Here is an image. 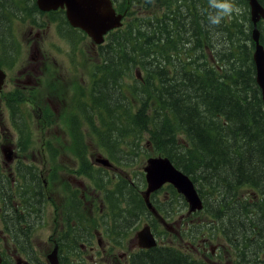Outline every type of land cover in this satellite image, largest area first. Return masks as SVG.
<instances>
[{
  "label": "flooded vegetation",
  "instance_id": "flooded-vegetation-1",
  "mask_svg": "<svg viewBox=\"0 0 264 264\" xmlns=\"http://www.w3.org/2000/svg\"><path fill=\"white\" fill-rule=\"evenodd\" d=\"M112 1L123 14L124 24L97 43L82 25L69 20L67 5L46 11L37 0H0V68L6 73L0 88V138L5 133L19 142L8 144L12 161L4 159L2 148L7 145L0 144V264H53V251L59 264H137L134 247L139 249L138 241L125 232L126 225L116 230L109 223L111 198H104L107 194L98 191L95 176L81 174L80 166L89 162L94 168L91 172L107 176L117 169L97 160L92 141L82 149L87 152L86 161L76 156L61 171L63 152L79 148L53 143L74 130L88 133L99 116L111 114L106 111L110 99L106 84H112L115 61L123 51L135 48L151 56L160 52L161 28L168 21L167 13L161 11L166 0H130L128 5L125 0ZM247 1L242 0L241 17L207 28V34L217 39V54L232 46L231 38L241 28L252 37L254 24ZM259 1L264 6V0ZM258 26L264 40V20ZM122 109L127 110L126 102ZM7 117L20 126L7 122ZM23 133L32 135L34 143H25ZM45 149L59 152L58 159L50 161L57 168L46 167ZM155 197L163 203L168 193L161 191ZM188 214L187 206L178 217L166 218L172 224L168 230L176 237L170 243L187 254L183 260L208 264L209 258L202 253L215 255L222 248L225 231L219 228L223 233L218 240L193 243L183 239V228L192 235L186 227ZM42 228L50 230L43 240L46 246L38 242ZM213 242L216 252L209 248ZM121 248L127 250L117 255Z\"/></svg>",
  "mask_w": 264,
  "mask_h": 264
},
{
  "label": "trees",
  "instance_id": "trees-1",
  "mask_svg": "<svg viewBox=\"0 0 264 264\" xmlns=\"http://www.w3.org/2000/svg\"><path fill=\"white\" fill-rule=\"evenodd\" d=\"M174 1L176 9L167 13L168 21L161 28L160 55L151 56L135 48L128 50L127 62L144 64L146 76L142 81L128 82V115L123 132L118 134V118L112 116L115 107L120 108L118 102L106 105V111L111 114L99 116L87 135L97 134L112 154L121 142L129 152L137 150L142 142L148 143L191 174L200 189L209 188L213 195L216 189H226L228 194L219 201L229 209L227 199L235 198L239 188L248 184L255 187L253 177L264 179V106L253 65L252 69L242 66L250 61L245 57H251V51L245 44L236 46L233 41L222 55L208 56L205 51V31L210 27L207 1L185 0V5ZM215 38L209 33L208 44H214ZM188 43L193 46L186 48ZM159 56L164 59L162 65ZM209 58L218 63H209ZM122 64L119 62L115 68ZM114 79L113 87L117 84V78ZM116 97L119 101L121 92ZM224 130L229 132L225 139L231 148L220 137ZM84 140L78 142L79 146ZM260 141L251 149L242 147L244 142ZM189 142L193 143L192 148H187ZM174 144L192 157L182 156ZM194 150L198 151L197 155H193ZM74 155L84 159L87 152L81 149L74 151ZM230 212L239 215L238 209ZM139 256L146 257L147 264H197L183 260L184 254L174 249H153ZM139 256H136L137 264H143Z\"/></svg>",
  "mask_w": 264,
  "mask_h": 264
},
{
  "label": "rangeland",
  "instance_id": "rangeland-1",
  "mask_svg": "<svg viewBox=\"0 0 264 264\" xmlns=\"http://www.w3.org/2000/svg\"><path fill=\"white\" fill-rule=\"evenodd\" d=\"M126 4L128 5L130 0H125ZM235 4L237 5V7L240 8V12L239 14H236L237 17H241L243 15L244 12V5L241 2V0H234ZM125 54L126 51H123L120 55V57H118V59L115 61V65H117L119 62L120 64H124L125 62ZM247 57V56H246ZM245 57V58H246ZM1 59V58H0ZM122 64V65H123ZM242 66H246V68H248V64L247 62L244 63ZM118 68H113V70H117ZM135 69H138L137 67H135ZM131 72L126 71L124 74V79L128 80L129 76H130ZM114 81V78H113ZM113 83V82H112ZM119 87L115 86L113 87V84H110V82H108L106 84V92L110 91V99L108 100V103H114L113 99L115 98V95L119 92ZM215 95L217 94L214 93ZM116 99V98H115ZM126 111L124 109H120L118 112V123L120 126V131L118 132V134H121L123 132V127L126 126V119L124 117H121L122 115H125ZM120 115V116H119ZM7 122H9L10 124H15L14 122H16L17 126H20V123L16 120L11 121V117H7L6 118ZM3 122V121H2ZM5 132V131H4ZM7 133V132H6ZM180 133V132H178ZM227 134L229 135V132L227 130H224L222 135L220 136L221 139L224 141L225 145L228 148H231L229 142L225 139ZM4 133V136L0 138V141H11L12 137L8 135H6ZM72 136H64L62 139L56 140L53 143L57 144V143H61L62 140L66 139V140H71ZM85 139L86 141L89 139L88 135H85ZM174 143H176V138L172 137ZM95 141L96 144L93 142L92 143V150L98 154V153H103L106 151V148L100 144V141L97 139V137L95 136ZM91 143V141H89ZM260 143H262V141H260L258 144H251V143H247L244 142L242 144V147L244 149H251L255 146H258ZM174 149H176L182 156H184V154L186 155L187 159L191 158L192 155L191 154H187L185 150H180V148L177 145H173ZM193 147V143L189 142V144L187 145V148H192ZM128 152L126 150H124L123 152H117L116 156L117 157H121L123 159V161H127V163L133 165L134 167H138L139 170V185L133 190L131 191V189L129 188L127 193L126 198H122V195L125 191L124 186L122 187L121 191L117 192L115 190H113V194L116 195L118 198L114 199L115 202V212L112 213L107 219L109 221V223H114V227L116 228V230H121L122 226L126 225V230L125 232H127L129 235H131V237H133L135 235V232L141 228L144 225V222L147 220V212L146 209L144 207V209L141 207V205H139L136 202V199H141V192L145 189L146 184H145V180H144V175L142 173L143 169L141 170V164L144 163L146 161V159L154 154V151L152 148L150 147H146L143 146L140 150L136 151V152H132V157H129ZM198 151L194 150L193 151V155H197ZM210 156H206V158H209ZM49 158V152L47 151V160ZM68 159H70V157H65L64 156V160L65 161H69ZM253 180L256 182L257 187L255 189V192L252 193L251 196H248L247 194V189H244L241 191V201L240 203H234L232 205L231 209H238L239 210V215H232V213L230 212V210H227L224 213V223H225V227H226V233H224V244L228 245L229 244V237L230 236H238L240 238V240L245 237H248L249 240L247 242V250L244 252V255L248 258H250L251 262L249 264H264V179H256L253 177ZM104 181H107L106 179H104ZM109 187H112L111 184V179H109ZM107 184V183H105ZM108 187V188H109ZM107 188V189H108ZM107 189L105 190V194H107ZM203 196H206V194L204 192H201ZM216 194L218 197H221V191H216ZM108 196V195H106ZM105 196V197H106ZM121 197V198H119ZM163 196H161L162 198ZM108 198V197H107ZM154 204L159 207L162 206V203L157 201L156 197H154ZM171 211L176 215V217L179 216V214L181 212H185V203L184 201L181 199V197H175L174 198V202H172L171 205ZM209 217H213V214H209ZM216 218V217H213ZM77 219V218H76ZM102 224L107 225L106 221H99ZM157 227L159 229H163V227L161 226L160 222H157ZM162 225L164 226V228L169 229L172 224L168 223L167 221H164V224L162 223ZM222 224L219 223L218 224V228L221 226ZM137 227H139L137 230H135ZM222 227V226H221ZM124 232V230H123ZM214 232V228L208 229L205 231V234L203 235L204 239H211L213 240L211 237V234ZM50 233V230L47 228H42L39 229L38 231V242H40L41 244H43L44 246L45 243L43 242L44 239H47L48 235ZM255 238V244L253 245L252 243V239ZM127 248H121V250L119 252H116V254L118 255L119 253H121L122 251H126ZM259 257H261V259H259Z\"/></svg>",
  "mask_w": 264,
  "mask_h": 264
},
{
  "label": "water",
  "instance_id": "water-1",
  "mask_svg": "<svg viewBox=\"0 0 264 264\" xmlns=\"http://www.w3.org/2000/svg\"><path fill=\"white\" fill-rule=\"evenodd\" d=\"M40 7L44 10L51 8H57L58 3H54V0H38ZM72 7L68 8L69 17L74 24H81L94 38L98 41L101 40V35L108 29H112L121 24L120 20L122 15H117L113 9L111 3L106 0H72ZM254 13H257L260 6L257 0H251ZM254 18L258 20V15L255 14ZM254 39L258 43L259 33L257 30L254 32ZM254 58L257 64V80L260 84L263 96H264V49L260 44H257V49L254 54ZM103 162L107 163V160ZM150 165L146 168L148 170L149 190L146 193V199L148 200V194L151 190H154L161 186L164 182L170 180L174 182L181 191L185 192L187 198L192 203V209L200 207V201L195 187L188 179L189 176L177 171L168 159L153 158L149 160ZM157 169V170H156ZM149 234V230L143 229L138 233L140 243L142 245L147 244L148 241L143 240V235ZM152 237L150 236L149 239Z\"/></svg>",
  "mask_w": 264,
  "mask_h": 264
},
{
  "label": "clouds",
  "instance_id": "clouds-1",
  "mask_svg": "<svg viewBox=\"0 0 264 264\" xmlns=\"http://www.w3.org/2000/svg\"><path fill=\"white\" fill-rule=\"evenodd\" d=\"M208 8L207 21L212 28L219 27L227 18L240 12L234 0H208Z\"/></svg>",
  "mask_w": 264,
  "mask_h": 264
},
{
  "label": "bare ground",
  "instance_id": "bare-ground-1",
  "mask_svg": "<svg viewBox=\"0 0 264 264\" xmlns=\"http://www.w3.org/2000/svg\"><path fill=\"white\" fill-rule=\"evenodd\" d=\"M246 58L250 60V61L247 62V64H248V67L252 69V60H253V59H252L251 57H249V56H247ZM11 121H13L12 118H11ZM14 123L17 124L16 122H14ZM71 164H72L71 161H68V162H67V161L64 160V157H61V158H60V166H59V169H60L61 171H64L65 168H66L68 165H71ZM122 187H123V185L116 186V187H114L113 190L119 192V191H121ZM124 189L126 190L125 186H124ZM113 190H112V191H113ZM66 195H67V193H66ZM119 198H121V197H119ZM66 199H67L68 201H71V202L73 201L72 198L67 197V196H66ZM151 212H154V211L151 210ZM221 224H222V223H221ZM221 226H222V227H221ZM221 226H220L219 228L224 229V231H225V233H226V227H225L224 225H221ZM183 230L185 231V233L187 234V236L191 239L192 235L188 234V232L185 230V228H183ZM189 230H190V228H189ZM190 232H191V230H190ZM149 245H150L152 248H156V247H157V245H158V241H157V239H156V234H155L151 239H149ZM50 260H51V262H52L53 264H56V263L59 262L58 257L55 256V255H53V256L50 258ZM136 260H137V259H136ZM114 264H119V263H114ZM120 264H121V263H120Z\"/></svg>",
  "mask_w": 264,
  "mask_h": 264
}]
</instances>
